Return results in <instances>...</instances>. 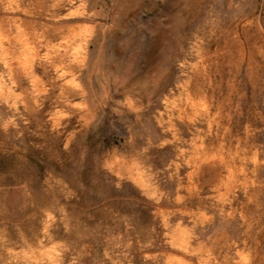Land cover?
Masks as SVG:
<instances>
[{
  "label": "rangeland",
  "instance_id": "rangeland-1",
  "mask_svg": "<svg viewBox=\"0 0 264 264\" xmlns=\"http://www.w3.org/2000/svg\"><path fill=\"white\" fill-rule=\"evenodd\" d=\"M0 264H264V0H0Z\"/></svg>",
  "mask_w": 264,
  "mask_h": 264
}]
</instances>
